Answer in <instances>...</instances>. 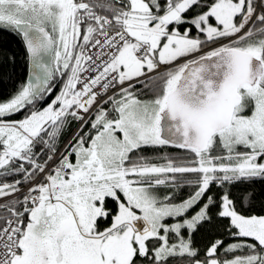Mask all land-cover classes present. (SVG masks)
<instances>
[{
  "label": "snow or ice",
  "instance_id": "1",
  "mask_svg": "<svg viewBox=\"0 0 264 264\" xmlns=\"http://www.w3.org/2000/svg\"><path fill=\"white\" fill-rule=\"evenodd\" d=\"M5 31L0 264H264V0H0Z\"/></svg>",
  "mask_w": 264,
  "mask_h": 264
},
{
  "label": "trees",
  "instance_id": "2",
  "mask_svg": "<svg viewBox=\"0 0 264 264\" xmlns=\"http://www.w3.org/2000/svg\"><path fill=\"white\" fill-rule=\"evenodd\" d=\"M0 49L4 52L11 54H15L14 61H4L2 66V71H0V100L6 99L9 94H11L15 87L19 84L26 81V73H27V58L24 55V50L20 45L18 38L12 35L9 32H0ZM54 92L45 103L50 102V99L59 93L62 84L60 83L59 74H57V78L54 80ZM42 106V105H38ZM110 107V105H109ZM18 118V117H17ZM76 123L74 122L71 125V129L66 131L64 136L61 139V144L65 141V139L69 136V134L73 131ZM87 131V129H85ZM148 155L153 156L154 159L159 158L165 154H171L174 156H184L187 153L184 150L175 148V147H165L161 150H158L155 153H147ZM259 187V185H258ZM190 189H184L183 194H186ZM233 191H238L237 189H233ZM260 207L259 202L256 204V210L258 211ZM213 213L216 211L215 208L212 209ZM224 224H227V221H223ZM215 236H210L207 231H200L195 234L194 240L196 246L200 248H204L208 241L213 238H221L225 240V243L231 242V238L227 235L226 232L223 231L221 227H217L213 229Z\"/></svg>",
  "mask_w": 264,
  "mask_h": 264
},
{
  "label": "water",
  "instance_id": "3",
  "mask_svg": "<svg viewBox=\"0 0 264 264\" xmlns=\"http://www.w3.org/2000/svg\"><path fill=\"white\" fill-rule=\"evenodd\" d=\"M29 63H30V62L27 60V73H26V80L29 78V71H30Z\"/></svg>",
  "mask_w": 264,
  "mask_h": 264
},
{
  "label": "crops",
  "instance_id": "4",
  "mask_svg": "<svg viewBox=\"0 0 264 264\" xmlns=\"http://www.w3.org/2000/svg\"><path fill=\"white\" fill-rule=\"evenodd\" d=\"M167 191V189H164V188H161V192L163 193V192H166ZM230 243V242H229ZM227 244V243H226Z\"/></svg>",
  "mask_w": 264,
  "mask_h": 264
},
{
  "label": "flooded vegetation",
  "instance_id": "5",
  "mask_svg": "<svg viewBox=\"0 0 264 264\" xmlns=\"http://www.w3.org/2000/svg\"><path fill=\"white\" fill-rule=\"evenodd\" d=\"M52 98H54V96Z\"/></svg>",
  "mask_w": 264,
  "mask_h": 264
}]
</instances>
